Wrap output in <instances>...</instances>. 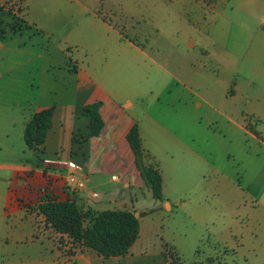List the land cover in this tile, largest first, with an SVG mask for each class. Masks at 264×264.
Wrapping results in <instances>:
<instances>
[{"label": "rangeland", "instance_id": "1", "mask_svg": "<svg viewBox=\"0 0 264 264\" xmlns=\"http://www.w3.org/2000/svg\"><path fill=\"white\" fill-rule=\"evenodd\" d=\"M93 14L144 48L128 69L144 87L141 161L170 205L138 191L145 253L120 264H264V0H0V72L27 86L20 105L72 98L71 65L92 51L70 43H106ZM29 210L0 218V264H58L55 244L69 248Z\"/></svg>", "mask_w": 264, "mask_h": 264}, {"label": "crops", "instance_id": "2", "mask_svg": "<svg viewBox=\"0 0 264 264\" xmlns=\"http://www.w3.org/2000/svg\"><path fill=\"white\" fill-rule=\"evenodd\" d=\"M24 3L25 0H22V5ZM92 18L106 43H70L84 50L90 47L92 55L90 58L83 56V60H74L71 65L73 95L65 105L59 106L54 102L36 103L34 107L28 98L23 100L25 105H20L17 97L27 96V86L22 83L19 85L16 78L3 79V73L0 72V218L9 214L21 216L27 210L32 212L29 210L32 208L35 210L33 213L43 221L36 208L42 197L49 195L57 200L75 199L82 209L93 212L126 209L132 211L139 220L138 238L125 255L103 259L87 248H76L72 254H68L57 243L55 246L58 264H120L123 258L133 259L145 253L144 250L135 249L140 238L142 216L135 204L139 193L143 195L141 188L151 194L140 170L142 165L151 164L140 161L138 167L126 139L127 132L137 124L144 157L146 156L139 123L141 112L143 113L141 96L144 87L133 73L134 70L128 71L131 65L129 53L144 54V48L126 38L121 27L107 15L93 14ZM25 22L30 24L27 19ZM69 61L71 64L72 59L69 58ZM164 72L168 73L165 70ZM157 78L163 83L161 85L164 91L170 85L171 79H176L173 75L169 80L165 75ZM234 84L232 82V88L228 92L230 96L236 94ZM29 86L32 89L31 83ZM3 99L6 103L2 102ZM96 101L101 103L99 112L103 127L98 135L87 137L88 118L83 114V108ZM49 106L53 107V114L45 141L40 148L29 149L23 139L25 122L35 112ZM30 107L32 113L25 117L24 113ZM43 157L75 162L86 176L85 188L80 192L69 190L66 175L70 169L46 167L41 162ZM159 172L163 199L156 200L159 204L167 203L170 206L164 196V176L160 170ZM108 177L118 184L111 185L112 187L108 185L107 180L104 181ZM48 178H52V182ZM98 191H102L101 197ZM93 193L97 195L93 196ZM151 197L153 198L152 194ZM52 234L54 237L57 235ZM51 264H56V261H51Z\"/></svg>", "mask_w": 264, "mask_h": 264}, {"label": "trees", "instance_id": "3", "mask_svg": "<svg viewBox=\"0 0 264 264\" xmlns=\"http://www.w3.org/2000/svg\"><path fill=\"white\" fill-rule=\"evenodd\" d=\"M261 28L264 31V24ZM100 106L101 103L96 101L83 108V114L88 118L87 137L98 135L103 127ZM52 114L53 107L49 106L35 112L25 122L23 139L27 148L38 149L43 145ZM245 127L255 136L260 137V133L248 124ZM126 139L135 156V162L140 167L139 161L145 153L141 146L137 124L127 132ZM140 170L153 198L162 200V179L159 170L151 165H142ZM36 209L37 214L43 217L45 227L50 228L60 238H66L70 243L66 250L68 254H72L76 248H87L92 249L103 259L123 256L139 235L138 217L126 209L93 212L82 209L75 199L57 200L49 195L42 197ZM59 248L62 249L63 246L59 245ZM212 263L211 261L206 264ZM169 264H180V261L179 259L177 262L170 261Z\"/></svg>", "mask_w": 264, "mask_h": 264}, {"label": "built area", "instance_id": "4", "mask_svg": "<svg viewBox=\"0 0 264 264\" xmlns=\"http://www.w3.org/2000/svg\"><path fill=\"white\" fill-rule=\"evenodd\" d=\"M41 162L46 167H68L70 172L66 175V185L69 190L80 192L85 188L86 185V176L81 173V168L72 160H57V159H50L47 157H43ZM59 174V173H58ZM49 181L52 182V178H48ZM96 193H93V196H96Z\"/></svg>", "mask_w": 264, "mask_h": 264}]
</instances>
